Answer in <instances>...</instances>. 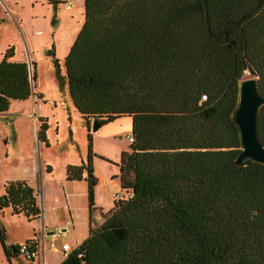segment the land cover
<instances>
[{
	"label": "trees",
	"instance_id": "obj_1",
	"mask_svg": "<svg viewBox=\"0 0 264 264\" xmlns=\"http://www.w3.org/2000/svg\"><path fill=\"white\" fill-rule=\"evenodd\" d=\"M46 1L55 9L67 2ZM84 3L65 74L54 64L84 121L131 117L132 139L117 163L130 194L113 193L104 220L91 224L98 177L87 125L86 157L67 163L65 178L87 181L89 231L60 264H264V163L235 162L234 120L245 70L264 95V0ZM32 91L29 64L9 45L0 57V112ZM39 121L47 144V119ZM257 130L264 144V104ZM7 206L29 220L41 213L26 179L5 181L0 214ZM0 245L9 261L19 251L5 243L1 222Z\"/></svg>",
	"mask_w": 264,
	"mask_h": 264
},
{
	"label": "rangeland",
	"instance_id": "obj_2",
	"mask_svg": "<svg viewBox=\"0 0 264 264\" xmlns=\"http://www.w3.org/2000/svg\"><path fill=\"white\" fill-rule=\"evenodd\" d=\"M10 1L12 4L17 2L15 6L26 23L33 45L30 50L22 35L23 30L18 28L17 19L11 16L0 0V56L12 45L16 58H24L30 65L31 73L36 70V78L33 79V91L28 98L13 99L10 102L7 112L14 114L0 113V194L4 192L5 181L20 171L31 178L29 182L35 187L38 173L37 195L44 215L43 221H55L52 227L44 228V232L53 231L54 234H43L46 264H52L59 260L60 251L50 247L51 240L57 245L67 240L74 247V243L84 239L89 231L87 181L84 178H65L67 163H80L86 157L87 125L95 152L94 172L98 177L95 203L106 212L109 205L112 206L110 200L113 203L115 199L113 193L118 192L123 197L130 194L129 190L123 192L120 188L117 163L121 150L129 147L130 141L126 139V134L131 129V117L120 116L92 129L93 118L84 121L75 109L67 82L60 85L54 59L58 60L60 73L65 74L64 58L84 21V0H70V7L61 2L56 9L43 0ZM251 76L258 77L245 70L242 78ZM39 117H45L48 122L47 144L38 138ZM35 118H38L37 129ZM47 164L51 165L49 168L52 167L50 172L46 170ZM65 198L70 199L69 210ZM99 212L102 218H96L93 211L92 225H99L104 220L105 212ZM0 222L5 229V241L7 239L14 243L13 241L32 234L33 229L39 230L42 220L35 219L36 226L31 228L23 215L13 214L7 206L0 214ZM63 227H67V230L60 229ZM57 232L59 235L55 237ZM39 253L42 256V246ZM5 255L0 246V264H10ZM19 256H14V264H29L30 259L22 254Z\"/></svg>",
	"mask_w": 264,
	"mask_h": 264
},
{
	"label": "water",
	"instance_id": "obj_3",
	"mask_svg": "<svg viewBox=\"0 0 264 264\" xmlns=\"http://www.w3.org/2000/svg\"><path fill=\"white\" fill-rule=\"evenodd\" d=\"M30 80L33 89L31 70ZM262 104H264V95L260 92L257 77L242 78L239 83L238 104L234 111V120L239 126L241 138V150L235 158V162L238 164H248L251 161L264 163V144L261 142L257 130L259 110ZM100 125V119L93 118L92 129H96ZM65 229V227L61 228V230ZM50 233L52 234L53 231L48 232V234Z\"/></svg>",
	"mask_w": 264,
	"mask_h": 264
},
{
	"label": "crops",
	"instance_id": "obj_4",
	"mask_svg": "<svg viewBox=\"0 0 264 264\" xmlns=\"http://www.w3.org/2000/svg\"><path fill=\"white\" fill-rule=\"evenodd\" d=\"M3 1V3H4V5H5V7L8 9V11H9V13L11 14V16L13 17V18H15V19H17V22L19 23L18 24V28L20 29H22L23 30V32H24V34L22 33V35L23 36H25V38H26V41H27V44H28V46H29V48H30V50L32 49V41H31V39L29 38V33H28V31H27V28H26V23H25V21L23 20V18L21 17V14L17 11V8H16V4H17V2L16 1H14L13 2V4H12V2L10 1V0H2ZM35 1H39V0H35ZM47 5H49V3L46 1V0H43ZM20 29V30H21ZM1 56H2V53H1ZM0 56V57H1ZM20 59H24V58H20ZM10 106V105H9ZM8 110H9V108H8ZM7 110V111H8ZM3 112V113H9V114H14L13 112L11 113L10 111L9 112ZM2 114V113H1ZM35 120H36V129L38 128V118H35ZM128 131H130V130H128ZM50 167L51 165L50 164H47V166H46V170L47 171H51L52 170V167L50 168V170H48V168L47 167ZM22 171H20L19 173H17V174H15L13 177H11L10 179H26L28 182H29V180H31V178H28L27 176V174L26 173H21ZM38 172H41V170H38ZM38 174V173H37ZM37 174H36V179H35V181H36V185H35V187L32 185V183H30L34 188H35V192H36V194H38V192H37V189H39V179H38V176H37ZM10 179H8V180H10ZM3 187H4V185H3ZM44 190H45V188H44ZM40 191V190H39ZM37 201H38V195H37ZM69 202H70V199L68 198V199H66L65 198V204H66V207H67V209L69 210ZM95 202H96V200H95ZM114 202V201H113ZM39 204V203H38ZM110 204L112 205L113 203H112V201L110 200ZM88 206V205H87ZM95 206H96V208L94 209V211H95V215H96V218H98V217H100V218H102V215H101V212H99V211H103V212H105L103 209H102V207L101 206H98L97 205V203H95ZM111 206L109 205V208H110ZM11 208V207H10ZM19 214H21V215H23V218L25 219V221L27 222V223H29V225H30V227L31 228H35L34 226H36V222H34V220L36 219V220H42V223H41V226H39V230H34L33 229V232H32V234L30 233V234H27V235H25V237L24 238H22V239H20V240H16V241H13L14 243H11V242H9V241H7V239H6V241H5V243L8 245V247H9V249L11 248V245L12 244H18V245H20V244H23L24 242H26V240H28V239H33V240H35V247H33L34 249H35V251H36V255L35 256H33V259H30V261L28 260V262H29V264H35V262L37 263V264H39L40 262H41V264H46V258H45V243H44V241H43V234L44 233H46V234H48V232L49 231H45L44 232V228L47 226V227H52L54 224H55V221L54 220H51V219H47V221H43V218H44V215H43V211H41V213H40V216L39 217H36V218H34V219H28L23 213H19ZM71 215V214H70ZM19 217H20V215H18ZM102 222V221H101ZM69 224L71 223V222H68ZM66 228V230H67V227H65ZM61 229V228H60ZM66 230H64V231H66ZM83 240V239H82ZM82 240H79V241H77L76 243H74V245L76 246L77 244H79ZM16 242V243H15ZM63 242H68L67 240H64V241H62V242H60L58 245H57V250L58 251H60V257H59V260L57 261V262H54V263H52V264H55V263H58V262H60V261H62L64 258H65V256L67 255V251H65V250H63L62 249V247H61V244L63 243ZM69 243V242H68ZM70 245H71V243H70ZM1 246V245H0ZM40 246H42V256H40V253H39V249H40ZM74 246V247H75ZM51 247V246H50ZM52 248V247H51ZM73 248V246H71V249ZM54 249V248H53ZM1 250L3 251V249H2V247H1ZM4 252V251H3ZM21 252H16V251H13V256H11L10 257V261H9V263L10 264H14V256H21ZM23 255V254H22ZM6 256V255H5ZM19 256V257H20ZM7 257V256H6ZM23 257H25V255H23ZM32 261V262H31Z\"/></svg>",
	"mask_w": 264,
	"mask_h": 264
},
{
	"label": "built area",
	"instance_id": "obj_5",
	"mask_svg": "<svg viewBox=\"0 0 264 264\" xmlns=\"http://www.w3.org/2000/svg\"><path fill=\"white\" fill-rule=\"evenodd\" d=\"M71 6V1L69 0V1H67L66 2V7H70ZM126 137H127V139L130 141L131 139H132V135H131V133H127L126 134ZM114 196H118V193H115L114 194ZM60 231V230H59ZM62 232V231H61ZM54 234V232L52 233V235ZM59 235V232H57L56 234H55V237H57ZM50 246L52 247V248H54V249H56L57 248V244L55 243V241L54 240H51L50 241ZM61 247H62V249L63 250H65V251H67V252H69L70 250H71V245H70V243H68V242H63L62 244H61ZM18 252H21L23 255H25V257L26 258H28V259H33V256H35L36 255V251H35V249L33 248V247H31L28 243H26V242H24L23 244H20L19 245V247H18ZM55 264H60V262H58V263H55Z\"/></svg>",
	"mask_w": 264,
	"mask_h": 264
},
{
	"label": "bare ground",
	"instance_id": "obj_6",
	"mask_svg": "<svg viewBox=\"0 0 264 264\" xmlns=\"http://www.w3.org/2000/svg\"><path fill=\"white\" fill-rule=\"evenodd\" d=\"M247 74V73H246Z\"/></svg>",
	"mask_w": 264,
	"mask_h": 264
}]
</instances>
